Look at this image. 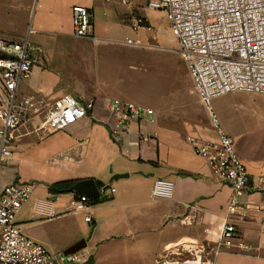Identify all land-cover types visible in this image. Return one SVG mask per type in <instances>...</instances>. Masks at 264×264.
Returning a JSON list of instances; mask_svg holds the SVG:
<instances>
[{
  "label": "crops",
  "instance_id": "crops-1",
  "mask_svg": "<svg viewBox=\"0 0 264 264\" xmlns=\"http://www.w3.org/2000/svg\"><path fill=\"white\" fill-rule=\"evenodd\" d=\"M74 4L92 11L91 36L74 35ZM142 7L143 0H34L29 37L43 55L32 75L20 81L18 92L52 100L71 93L94 100L96 107L53 133L15 130L12 155L0 159V192L11 182L32 183L16 213L21 230L52 252L84 237L91 242V248H84L92 264L100 263L98 248L122 239L137 252L151 253L141 264L195 256L201 264H264V229L257 211L236 220L245 247L219 244L232 188L216 179L206 157L189 141L215 143L218 132L177 52L179 42L177 47L162 46ZM133 14L145 18L136 30L130 22ZM131 34L141 44L126 43ZM147 55L153 58L149 68ZM163 63L171 65L181 89L167 90ZM115 98L152 107L153 117L130 127L134 134L140 128L156 138L140 145H129L124 133L120 142L111 139L107 122L113 119L107 106ZM212 109L248 171L264 176V93L227 92L212 99ZM117 174L128 175L115 178ZM85 178L106 186L100 195L106 200L88 209L91 222L85 220L86 211L74 209V192L50 190L54 182ZM157 179L172 183L170 197L153 195ZM262 189L244 199L262 206L264 183Z\"/></svg>",
  "mask_w": 264,
  "mask_h": 264
},
{
  "label": "built area",
  "instance_id": "built-area-1",
  "mask_svg": "<svg viewBox=\"0 0 264 264\" xmlns=\"http://www.w3.org/2000/svg\"><path fill=\"white\" fill-rule=\"evenodd\" d=\"M146 5L165 11L179 42L177 52L218 132L215 143H198L194 137H189V141L195 144L197 154L206 157L216 179L232 188L219 244L227 248L245 247L243 230L236 220H245L257 211L264 229V204L244 199L263 190L264 176L256 177L248 171L235 149L233 137L221 127L212 109V99L236 90L264 93V0H146ZM92 22L93 13L88 7L72 6L75 36H91ZM130 22L136 30L145 24V18L133 14ZM32 31L30 26L20 40L0 36V159L12 155L9 146L18 128L53 133L89 116L96 107L94 100H83L71 93L52 100L41 94L18 92L20 81L29 78L42 60L43 48L30 40ZM125 42L141 44L132 38ZM107 111L113 119L107 123L114 141H121V133L130 137L129 145L156 138L140 128L134 134L130 127L153 117L152 107L115 98L109 102ZM132 136L135 138L131 139ZM32 187V183L16 181L6 184L0 192V264H92L85 248L70 253L52 252L21 230L16 213L30 196ZM171 191L170 181H155L154 196L170 197ZM91 199L75 194L72 201L75 210L86 211L88 222L92 221L88 210ZM201 263V257L195 256L152 264Z\"/></svg>",
  "mask_w": 264,
  "mask_h": 264
},
{
  "label": "rangeland",
  "instance_id": "rangeland-1",
  "mask_svg": "<svg viewBox=\"0 0 264 264\" xmlns=\"http://www.w3.org/2000/svg\"><path fill=\"white\" fill-rule=\"evenodd\" d=\"M33 4L34 0H0V36L9 39H20L22 35L27 34L30 26H32ZM142 9L152 20L153 32L157 35L159 43L169 48L177 47L178 39L171 30V25L165 11L163 9L148 7L146 0H143ZM130 38L135 39L134 34H131ZM152 60L153 58L147 55V68H149ZM162 67L165 74L163 81L166 82L167 90L172 92L181 89V84L177 80V74L171 69V65H164L163 63ZM156 75H158V70L156 71ZM146 80L149 79L147 78ZM124 240L122 239L114 244H107V246L98 248L97 257L100 260L99 264H141L149 261L148 256L151 255L150 252H137L128 246V242L123 244L125 243ZM87 246L91 248V242Z\"/></svg>",
  "mask_w": 264,
  "mask_h": 264
},
{
  "label": "water",
  "instance_id": "water-1",
  "mask_svg": "<svg viewBox=\"0 0 264 264\" xmlns=\"http://www.w3.org/2000/svg\"><path fill=\"white\" fill-rule=\"evenodd\" d=\"M128 174H117L115 178L127 176ZM106 190V186L99 187L97 181L94 178H85L77 180L73 185L69 187V191L74 192L77 195H86L92 199L100 197L101 193ZM87 245V239L81 238L69 247L64 252L70 253L80 250Z\"/></svg>",
  "mask_w": 264,
  "mask_h": 264
},
{
  "label": "trees",
  "instance_id": "trees-1",
  "mask_svg": "<svg viewBox=\"0 0 264 264\" xmlns=\"http://www.w3.org/2000/svg\"><path fill=\"white\" fill-rule=\"evenodd\" d=\"M78 179H69V180H61L54 182L50 185V190L53 193H59V192H67L69 191V187L73 185ZM98 186H103V182L97 181ZM106 200L105 196H100L95 199H91L92 204L100 201Z\"/></svg>",
  "mask_w": 264,
  "mask_h": 264
}]
</instances>
